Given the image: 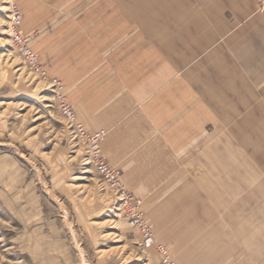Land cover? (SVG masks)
I'll return each instance as SVG.
<instances>
[{"label":"rangeland","instance_id":"374dc122","mask_svg":"<svg viewBox=\"0 0 264 264\" xmlns=\"http://www.w3.org/2000/svg\"><path fill=\"white\" fill-rule=\"evenodd\" d=\"M63 1L0 0V264L159 262L60 115L55 81L85 129L105 133L103 156L171 258L230 264L239 184L264 183L257 0ZM13 9L41 74L10 41Z\"/></svg>","mask_w":264,"mask_h":264},{"label":"built area","instance_id":"2783aa9c","mask_svg":"<svg viewBox=\"0 0 264 264\" xmlns=\"http://www.w3.org/2000/svg\"><path fill=\"white\" fill-rule=\"evenodd\" d=\"M13 10L15 11H11L9 15L11 23L9 28L10 41L22 57L29 71L34 74H41V65L37 55L29 44V38L25 37L20 31V25L22 23L21 15L16 9ZM256 11L264 15V0H257ZM55 84L57 88L55 89L54 98H56L60 115L64 117L69 127L72 128L74 136L84 146L88 162L93 167L100 181L111 188L115 192L117 198L122 201L120 206L122 207L123 213L129 218L130 224L137 227L140 231V243L143 249H154L159 258L158 264H177L176 261L171 258L167 247L156 240L151 226L144 222L136 205L138 201H136V198H134L123 185L119 171L111 167L103 156L100 144L105 133L103 131H97L92 134L89 133L83 124L77 120L75 109L66 99L60 82L55 81ZM121 207H119V209Z\"/></svg>","mask_w":264,"mask_h":264},{"label":"crops","instance_id":"0c3cea01","mask_svg":"<svg viewBox=\"0 0 264 264\" xmlns=\"http://www.w3.org/2000/svg\"><path fill=\"white\" fill-rule=\"evenodd\" d=\"M97 0H76L77 2L74 6H70L73 9H100L103 8L101 5H96ZM100 1V0H99ZM112 0H103L105 4L111 3ZM151 0H147V4L150 5ZM247 3L249 0H245ZM101 2V3H102ZM114 3H117L118 6H105L106 8H122L124 10H136L145 8L144 2L129 1V0H113ZM64 7L68 8L67 4H72V0H64ZM55 5V4H54ZM56 8L60 7L59 5L55 6ZM142 7V8H141ZM140 20V19H138ZM79 95V94H78ZM69 97V96H68ZM67 97V100L71 102L70 98ZM198 96L195 94V101L198 103ZM72 103V102H71ZM198 105V104H196ZM75 109V108H74ZM78 120V119H77ZM79 121V120H78ZM80 122V121H79ZM246 183V184H245ZM263 187L256 189H250L243 193L244 186L247 187L246 178L244 181L239 184L240 188V199H239V222L238 226V238L237 243L231 242V249L233 250L230 253V264H264V183ZM232 201V192L227 194V213L225 217L231 214L229 207L231 206ZM239 244V247L236 245ZM234 245V246H233ZM239 249V250H238ZM238 250V253H234Z\"/></svg>","mask_w":264,"mask_h":264}]
</instances>
